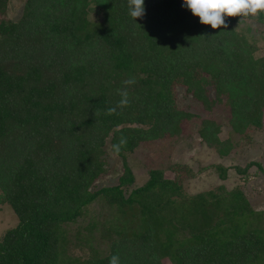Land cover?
<instances>
[{
    "label": "trees",
    "instance_id": "1",
    "mask_svg": "<svg viewBox=\"0 0 264 264\" xmlns=\"http://www.w3.org/2000/svg\"><path fill=\"white\" fill-rule=\"evenodd\" d=\"M7 3L0 0V202L17 223L0 236V264H109L113 256L118 264H264V213L239 188L189 196L151 169L143 185L123 189L134 183L125 154L177 134L192 116L178 109L176 87L206 110L225 104L233 133L262 128L263 31L240 27L264 24V13L249 22L225 17L227 27L213 30L183 0H144L135 21L127 0H24L15 21L2 20ZM92 7L99 23L87 19ZM125 88L129 105L107 115ZM218 133L202 121L208 147L217 148ZM121 137L117 185L91 190L106 141L113 152ZM215 170L225 178L226 168ZM100 199L114 219L98 227L92 216L71 232ZM95 229L107 241L103 254L89 246ZM75 246L88 254L74 255Z\"/></svg>",
    "mask_w": 264,
    "mask_h": 264
},
{
    "label": "rangeland",
    "instance_id": "2",
    "mask_svg": "<svg viewBox=\"0 0 264 264\" xmlns=\"http://www.w3.org/2000/svg\"><path fill=\"white\" fill-rule=\"evenodd\" d=\"M24 0H8L7 9L2 17L5 21H15L21 13ZM248 22L257 17H246ZM91 23H99L102 16L97 8L92 7L87 14ZM243 24L248 25L249 23ZM250 27L242 26L241 30L250 29V34L258 35L263 31L259 43L264 39V24H250ZM262 52L256 54L260 56ZM176 103L178 109L192 114L180 123L178 133L166 135L163 138L141 142L132 152L126 153L124 160L131 169L134 183L123 187L124 193L128 194L131 187L143 185L148 178L151 169L162 172L166 179H177L185 195L199 193L218 192L224 195L228 191L239 188L247 199L250 207L255 213H264V116L262 128L250 127L242 133H233L229 127V111L225 104L220 103L206 110L200 102L191 98L181 87L175 88ZM203 120L214 122L219 127L217 138L219 143L216 149L208 147L199 135ZM103 160L105 162L104 172L94 181L91 190L115 186L123 173L122 159L114 155L110 149L108 140L104 146ZM250 163H258L262 170ZM249 165V166H248ZM215 166L226 168V176L221 179L215 170ZM240 171H244L243 173ZM85 215L76 223L68 225L71 232H75L87 225L91 217L98 220V227L104 219H114L111 207L103 200L92 203ZM108 219V220H109ZM17 223V217L11 208L0 202V236ZM264 231V219L260 223ZM100 231L93 230L88 237L82 231L81 239L88 237L90 248L97 254L107 251L105 239L100 238ZM78 235V234H77ZM75 238L72 237V242ZM71 252L76 256L88 254L86 248L71 247ZM163 264H173L167 259Z\"/></svg>",
    "mask_w": 264,
    "mask_h": 264
},
{
    "label": "clouds",
    "instance_id": "3",
    "mask_svg": "<svg viewBox=\"0 0 264 264\" xmlns=\"http://www.w3.org/2000/svg\"><path fill=\"white\" fill-rule=\"evenodd\" d=\"M183 4L194 17L199 18L202 25L210 26L216 30L226 28L225 17H258L264 13V0H183ZM130 17L135 21L145 15L144 0H127ZM134 79L123 81L124 85H132ZM121 99L116 107L107 110V115H113L116 108H125L129 105L128 92L118 90ZM127 144L126 138L121 137L119 142L112 146L113 154L118 155L121 147ZM109 264H118V257L113 256Z\"/></svg>",
    "mask_w": 264,
    "mask_h": 264
}]
</instances>
